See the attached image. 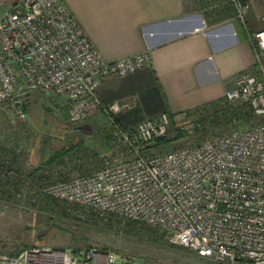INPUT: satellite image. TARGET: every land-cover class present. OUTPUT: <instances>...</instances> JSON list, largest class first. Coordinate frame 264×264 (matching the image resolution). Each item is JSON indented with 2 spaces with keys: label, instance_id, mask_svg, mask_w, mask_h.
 I'll return each mask as SVG.
<instances>
[{
  "label": "built area",
  "instance_id": "1",
  "mask_svg": "<svg viewBox=\"0 0 264 264\" xmlns=\"http://www.w3.org/2000/svg\"><path fill=\"white\" fill-rule=\"evenodd\" d=\"M228 2L251 45L253 69L237 72L217 101L179 117L163 110L123 127L114 116L132 99L104 103L96 88L148 65L149 51L107 61L62 0H15L0 15V109L24 120V102L37 92L63 97L74 127L102 112L110 153L90 171L68 151L34 176L32 167L18 163L23 147L0 146V193L29 191L33 200L58 202L73 218L117 231L154 227L209 264H264V12L262 25L250 30V0ZM253 116L261 118L250 121ZM172 124L185 141L166 149L157 141ZM0 264L149 263L114 249L33 243L0 251Z\"/></svg>",
  "mask_w": 264,
  "mask_h": 264
},
{
  "label": "crops",
  "instance_id": "2",
  "mask_svg": "<svg viewBox=\"0 0 264 264\" xmlns=\"http://www.w3.org/2000/svg\"><path fill=\"white\" fill-rule=\"evenodd\" d=\"M62 1L105 60L149 51L148 65L125 76H110L96 88L104 103L132 99L131 107L119 112L126 127L163 110L179 117L190 109L217 101L225 89L233 86L237 72L254 67L253 51L238 19L208 22L201 14L194 17L186 0ZM260 1L253 0L257 23L248 27L250 30L262 25L259 16L264 9ZM14 2L0 0V15ZM38 95L41 94L30 93L27 103L34 102ZM54 97L53 104L67 110L65 99ZM104 121L102 112L88 119L97 127L103 126ZM35 145L28 137L22 146L28 147L32 159L37 161L40 156L33 151Z\"/></svg>",
  "mask_w": 264,
  "mask_h": 264
},
{
  "label": "rangeland",
  "instance_id": "3",
  "mask_svg": "<svg viewBox=\"0 0 264 264\" xmlns=\"http://www.w3.org/2000/svg\"><path fill=\"white\" fill-rule=\"evenodd\" d=\"M216 1L218 0H186V3L194 17L201 14L205 18L203 6L212 5ZM259 3L264 9L263 1ZM254 5L253 0H250L246 14L249 28L257 23V16L253 13ZM54 96L41 94L34 102H29L24 120L9 113L8 115L0 109V146L23 147L25 155L18 160V163L20 166L26 165L27 168L40 165L41 161L61 148L66 149V152L78 153L80 158L89 163L90 171L97 168L103 157L110 153L108 141L110 137L106 132L107 118L103 126L93 125L91 132L86 134L67 121L63 108L53 104ZM260 118L253 116L249 120L257 121ZM175 128L174 124L169 128L167 137H171L172 141L165 145L166 149L185 141L184 139L173 141ZM219 128L224 130V127ZM198 136L196 134L186 139L195 140ZM28 137L33 145L36 144L33 151L40 156L37 161L32 159L28 147L22 146ZM154 149L159 150L158 147ZM58 158L60 156L44 165L51 164ZM34 194L29 191L11 196L0 193L1 252H15L33 243L73 250L95 246L133 255L149 264H209L208 261L194 256L181 246L169 243L161 231L154 227L138 228L127 225L121 231H117L103 223L73 218L63 213L60 203L52 201L46 204L43 197H40L42 201L38 202L36 199L33 200Z\"/></svg>",
  "mask_w": 264,
  "mask_h": 264
},
{
  "label": "trees",
  "instance_id": "4",
  "mask_svg": "<svg viewBox=\"0 0 264 264\" xmlns=\"http://www.w3.org/2000/svg\"><path fill=\"white\" fill-rule=\"evenodd\" d=\"M203 10V14L206 18V20H208V22H218L220 20H223L225 18H230V17H234V8L232 6V4L230 2H228V0H218L215 3H213L212 5L209 6H203L202 8ZM27 99L24 102V110L26 111L27 108ZM63 114L65 116V118L67 117V110L66 108L63 109ZM114 120L115 122H117L118 124H120L123 127H126L125 125H123L119 119V113L116 114L114 116ZM172 138L174 139L173 141L179 140L181 139V132L179 130H177L175 128V133L172 136ZM171 140V137H161L158 139L157 144H167L169 143ZM172 141V140H171ZM66 152V149L61 148L57 151H55L54 153H52V155L48 156L47 159L41 161L36 167L32 168L31 170V174L34 176H38L39 175V171L42 169V167L44 166V164L48 163L49 161L53 160L56 157H61L62 154H64Z\"/></svg>",
  "mask_w": 264,
  "mask_h": 264
},
{
  "label": "water",
  "instance_id": "5",
  "mask_svg": "<svg viewBox=\"0 0 264 264\" xmlns=\"http://www.w3.org/2000/svg\"><path fill=\"white\" fill-rule=\"evenodd\" d=\"M76 128L86 134H89L91 132L92 125L90 122L87 121V122L77 125Z\"/></svg>",
  "mask_w": 264,
  "mask_h": 264
}]
</instances>
